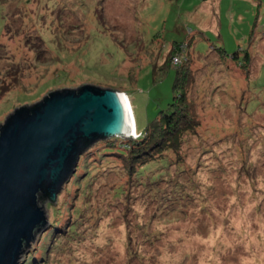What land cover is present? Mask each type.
Returning a JSON list of instances; mask_svg holds the SVG:
<instances>
[{"label":"rangeland","instance_id":"374dc122","mask_svg":"<svg viewBox=\"0 0 264 264\" xmlns=\"http://www.w3.org/2000/svg\"><path fill=\"white\" fill-rule=\"evenodd\" d=\"M176 69L194 128L132 165L138 136L89 145L21 264H264V0H0V125L93 84L126 94L141 132Z\"/></svg>","mask_w":264,"mask_h":264},{"label":"water","instance_id":"95a60500","mask_svg":"<svg viewBox=\"0 0 264 264\" xmlns=\"http://www.w3.org/2000/svg\"><path fill=\"white\" fill-rule=\"evenodd\" d=\"M123 92L84 84L48 92L0 125V264H21L47 225L42 194L54 198L97 139L132 137ZM129 132V133H128Z\"/></svg>","mask_w":264,"mask_h":264},{"label":"trees","instance_id":"16d2710c","mask_svg":"<svg viewBox=\"0 0 264 264\" xmlns=\"http://www.w3.org/2000/svg\"><path fill=\"white\" fill-rule=\"evenodd\" d=\"M214 49H217L220 55L224 58H229L231 60L236 59L238 55L236 52L232 55L225 54L221 47H215ZM244 57V61H248L247 54ZM177 59L179 58L177 57ZM165 62L166 61H164L158 70L162 71L165 67H167ZM179 63L181 64L182 62L180 61ZM182 72L183 74H181ZM186 74L187 73H185L184 70L176 69L173 84L174 90L176 89V94L173 96L172 101L169 104L170 111H160L158 115L146 125L143 131H137L139 136L135 140H128L129 143H127L126 147L131 157V165L135 161L144 160V157H146V155H150L155 149H164L162 144L166 140L167 141L164 145L168 146V148H174L177 144L176 140H178L180 133H184L190 128H194L195 124H197L195 115L190 108V103L186 99V93L181 90L178 85L180 77H184ZM169 136L171 138L170 140L167 138ZM40 195L53 200L48 194L40 193Z\"/></svg>","mask_w":264,"mask_h":264},{"label":"bare ground","instance_id":"6f19581e","mask_svg":"<svg viewBox=\"0 0 264 264\" xmlns=\"http://www.w3.org/2000/svg\"><path fill=\"white\" fill-rule=\"evenodd\" d=\"M123 97H124L125 102H126L127 113H128V116H129V119H130V122H131V128H133V126H135V125H134V120H133V116H132L131 106H130V103H129L127 95L123 94ZM129 132H131L133 134V136L136 135V131H134V128L129 130Z\"/></svg>","mask_w":264,"mask_h":264},{"label":"clouds","instance_id":"9594fccd","mask_svg":"<svg viewBox=\"0 0 264 264\" xmlns=\"http://www.w3.org/2000/svg\"><path fill=\"white\" fill-rule=\"evenodd\" d=\"M134 131H136V129H134ZM137 132V131H136ZM135 136H139V133L137 132V134ZM133 137V136H132Z\"/></svg>","mask_w":264,"mask_h":264},{"label":"built area","instance_id":"2783aa9c","mask_svg":"<svg viewBox=\"0 0 264 264\" xmlns=\"http://www.w3.org/2000/svg\"><path fill=\"white\" fill-rule=\"evenodd\" d=\"M177 59V58H176Z\"/></svg>","mask_w":264,"mask_h":264}]
</instances>
